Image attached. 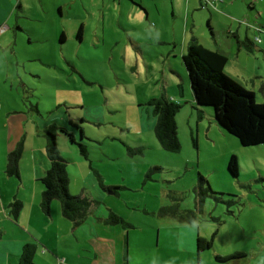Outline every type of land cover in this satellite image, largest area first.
I'll list each match as a JSON object with an SVG mask.
<instances>
[{"label": "rangeland", "instance_id": "obj_1", "mask_svg": "<svg viewBox=\"0 0 264 264\" xmlns=\"http://www.w3.org/2000/svg\"><path fill=\"white\" fill-rule=\"evenodd\" d=\"M14 1L20 5L13 9L9 29L0 33V103L16 101L39 121L58 119L74 134L73 140L58 131L56 144L65 156L71 189L82 188L94 202L88 220L77 229L100 234L107 228L98 218L118 216L129 225L125 234L131 264H264V144L242 146L198 112L203 109L212 117V108L192 101L178 8L159 0L162 13L155 25L139 24L133 14L128 20L116 0ZM200 1L190 3L193 35L219 49L227 58L224 73L263 103L264 0H213L214 6ZM178 7L181 11L182 3ZM245 37L255 45L251 50L242 44ZM179 94L183 100L175 121L180 150L171 153L155 138V117L147 102L161 96L179 100ZM70 118L74 124H68ZM232 159L235 167L229 165ZM197 174L207 182L201 185L200 204ZM90 175L117 187L118 195L98 182L99 188L88 189L83 179ZM88 221L98 224L91 228ZM184 231L193 235L190 253ZM213 234L212 246L197 254V237ZM235 252L244 255L215 259Z\"/></svg>", "mask_w": 264, "mask_h": 264}, {"label": "crops", "instance_id": "obj_2", "mask_svg": "<svg viewBox=\"0 0 264 264\" xmlns=\"http://www.w3.org/2000/svg\"><path fill=\"white\" fill-rule=\"evenodd\" d=\"M116 1L114 5L120 7L121 12L127 11L128 20L133 14L139 24L155 23L156 25L157 18L162 13L157 5L159 0ZM161 1L163 4L170 1L172 9L174 10L177 7L179 13L182 15L185 34L181 45L187 46L186 40L189 36L191 39L195 38L199 42V36L193 35L196 28L191 12L194 10L190 11V3L193 0ZM14 2V0H0V33L9 29L10 26L6 25L10 24L11 16L15 12L14 8L20 5L19 2L16 4ZM212 2L213 0H209L208 6L212 4L214 6ZM181 3L183 9L180 11L178 6ZM198 3L202 4L200 0H198ZM165 10L166 6H163V11ZM58 11L59 14H64L62 9ZM190 12L192 24L189 27ZM212 16V13H209L208 22L212 21ZM211 30V39H214L213 29ZM237 35L241 37L238 31ZM65 37V34H63V40H65ZM200 39L203 41L204 38ZM244 40L250 41L248 37H245ZM200 44L207 49L220 52L219 49H214L209 41L205 45L202 42ZM251 46H255L254 43ZM183 55L184 52H182ZM17 81L19 85H23L24 79L17 75ZM170 99L180 103L183 100V95L179 94V100H174L172 97ZM5 100L0 103V264H18L22 248L27 244L35 247L33 254L34 264H58L59 259H63L62 264H131L128 244L125 246V231L117 225L106 224L104 222L105 217L101 216L98 218V221L101 222L100 226L107 229H100V234L91 229V233L95 235L89 236L85 227L81 231L77 229L82 223L76 226L63 217L57 201L51 203L48 215H45L41 211L40 201L43 191L41 178L49 168V161L45 154V131L49 127H56L68 133L66 123H60L58 119L39 121L36 114L24 109L16 101L12 103L15 105L14 107V105ZM204 114L211 119L212 123H215L213 118L208 115V111H204ZM59 121L63 120L60 119ZM72 121L70 118L68 124L71 125L74 122ZM71 135L74 140V134L71 133ZM205 136L207 139L210 137L209 134ZM17 149L20 150L18 177H15L18 181H11L6 178V160L8 155ZM59 153L62 158L65 157L62 156L61 152ZM89 167H91V164ZM66 170L69 181V194L93 200L90 197L91 194L81 190L82 188L78 190L71 189V174L68 170V165L66 166ZM96 175L98 174L96 173ZM83 180L89 185L88 189L90 186L92 190L99 188L97 185L98 179L94 180L92 175L87 178L88 181L86 179ZM77 182L78 180L73 183V186ZM114 195H118L117 190ZM98 197L102 196L96 194V198ZM12 200H17L21 203V209L16 219L10 214L9 205L12 203ZM94 224L98 223L89 222L91 228H93ZM182 234L189 241V246H186L185 249L190 253V238L193 235L190 231H184ZM195 248L197 254H199L201 251L197 250V239ZM237 263L240 262H235V264Z\"/></svg>", "mask_w": 264, "mask_h": 264}, {"label": "trees", "instance_id": "obj_3", "mask_svg": "<svg viewBox=\"0 0 264 264\" xmlns=\"http://www.w3.org/2000/svg\"><path fill=\"white\" fill-rule=\"evenodd\" d=\"M81 27L78 29L77 38L81 39ZM212 35V28L209 26ZM238 38V37H237ZM63 40V34L60 36ZM239 39V38H238ZM247 50H251L252 42H242ZM227 62L222 52L210 50L202 46L195 38H192L187 45L186 53L182 56V63L186 69L193 101L197 107L212 108V118L219 128L236 137L242 146H257L264 144V102L257 103L254 94L237 82L230 79L224 68ZM152 108L155 117L154 135L161 146L167 152L175 153L180 150V143L177 137L175 117L180 109V103L168 99L165 96L153 98L147 102ZM198 112H204L198 109ZM201 115H199V118ZM58 131H63L71 139V134L65 130L49 127L45 131L46 143L45 154L49 161V168L41 178L43 191L41 194L40 209L48 215L53 201L60 205L61 214L74 225H80L92 212L93 200L81 196H72L68 192V175L66 161L61 157L57 148L56 140ZM73 141V140H72ZM196 146V140L193 139ZM81 156L86 158L84 146L78 144ZM20 150L10 153L7 157L5 172L8 176L18 177V163ZM229 165L235 167L232 159ZM197 185L200 189V198L203 201L201 185L207 184L206 180L197 174ZM98 179V184L105 191L116 193L117 188L104 186ZM208 188V187H207ZM210 189V188H208ZM200 206V205H199ZM11 216L16 219L21 203L17 200L9 205ZM194 220H190L192 222ZM104 222L109 225L120 226L124 231L127 223L114 214H110ZM127 233L125 234V246L127 245ZM214 234L209 239L197 238V250L202 251L212 246ZM35 247L27 244L23 246L18 264H34L33 254ZM244 254L235 253L234 256L216 260L227 261Z\"/></svg>", "mask_w": 264, "mask_h": 264}, {"label": "built area", "instance_id": "obj_4", "mask_svg": "<svg viewBox=\"0 0 264 264\" xmlns=\"http://www.w3.org/2000/svg\"><path fill=\"white\" fill-rule=\"evenodd\" d=\"M206 3H209V0H206ZM209 5V4H208ZM59 264H62V262L61 261H59Z\"/></svg>", "mask_w": 264, "mask_h": 264}]
</instances>
